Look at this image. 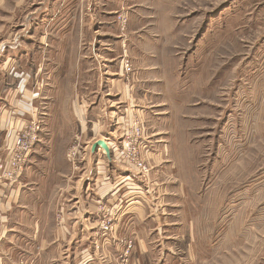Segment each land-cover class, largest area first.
<instances>
[{
    "label": "rangeland",
    "instance_id": "rangeland-1",
    "mask_svg": "<svg viewBox=\"0 0 264 264\" xmlns=\"http://www.w3.org/2000/svg\"><path fill=\"white\" fill-rule=\"evenodd\" d=\"M2 67L28 75L21 95L39 93L74 172L89 141L111 142L112 205L148 223L139 264H264V0H0ZM38 68L69 72L43 88L61 75ZM132 116L144 179L117 151Z\"/></svg>",
    "mask_w": 264,
    "mask_h": 264
},
{
    "label": "crops",
    "instance_id": "crops-1",
    "mask_svg": "<svg viewBox=\"0 0 264 264\" xmlns=\"http://www.w3.org/2000/svg\"><path fill=\"white\" fill-rule=\"evenodd\" d=\"M236 4L234 1L231 6ZM24 56L32 59V54ZM22 58L19 55L13 59ZM9 59H4V66ZM1 70L4 78L0 81V104H9L13 91L9 83L11 69L2 67ZM46 71L37 69L38 74L44 72L49 76L59 72L61 79L52 78L43 84V88L62 82L69 72L63 68H46ZM47 96L54 100L53 93ZM5 105L0 107V123L6 117L3 115H7L3 109ZM49 118L51 111L48 107L46 122ZM59 122L62 121L59 119ZM47 125L20 183L12 187L0 184V264H120L116 257L122 256L125 241L133 238L135 245L129 264H139L140 257L147 256L150 250L148 223L145 218L136 216L138 212L128 215L126 207L120 213L116 234L107 244L96 249L97 243L93 239L98 206L107 201L120 208L119 202L123 198L117 199V194L123 190L125 181L115 185L108 173V157L100 149L92 152L91 145L103 140L110 152L113 145L101 136L89 141L80 153L78 170L74 172L66 151L62 154L57 144L49 145L53 133L48 122ZM3 139L4 132L0 129V155Z\"/></svg>",
    "mask_w": 264,
    "mask_h": 264
},
{
    "label": "built area",
    "instance_id": "built-area-1",
    "mask_svg": "<svg viewBox=\"0 0 264 264\" xmlns=\"http://www.w3.org/2000/svg\"><path fill=\"white\" fill-rule=\"evenodd\" d=\"M129 65L125 63L124 68L129 72ZM14 77L20 79L17 84L9 107L4 109L5 114L8 112L15 119L4 123V139L2 155H0V184L5 187H12L18 185L24 175L27 164L34 151V148L40 141V134L42 133V121L36 106L34 99L38 98L39 93L35 92L31 94V99H26L22 93V89L25 88L24 81L28 75L23 73H12ZM30 78V77H29ZM17 96H21L18 97ZM25 98V99H23ZM22 100H28L27 103H23ZM21 105V108L17 107ZM145 134L143 128V122L136 119L135 116L130 118V128L127 134L123 135L120 140V149L118 156L121 161L132 167L138 177L144 179L148 176V168L144 163L142 155H146L148 152L145 150ZM119 145H117V148ZM120 219V214L117 208L109 202L101 203L95 214L93 239L96 241V249L101 245L107 244L109 239L116 234L117 224ZM133 241H125V249L122 256L118 255L116 259L120 264H129V258L133 250Z\"/></svg>",
    "mask_w": 264,
    "mask_h": 264
},
{
    "label": "water",
    "instance_id": "water-1",
    "mask_svg": "<svg viewBox=\"0 0 264 264\" xmlns=\"http://www.w3.org/2000/svg\"><path fill=\"white\" fill-rule=\"evenodd\" d=\"M97 149H100V150L104 151L106 156H110V151H109V148H108V146H107L105 141L98 140V141H96L95 143H93L91 145V151L92 152H94Z\"/></svg>",
    "mask_w": 264,
    "mask_h": 264
},
{
    "label": "bare ground",
    "instance_id": "bare-ground-1",
    "mask_svg": "<svg viewBox=\"0 0 264 264\" xmlns=\"http://www.w3.org/2000/svg\"><path fill=\"white\" fill-rule=\"evenodd\" d=\"M104 152V151H103ZM105 154V153H104Z\"/></svg>",
    "mask_w": 264,
    "mask_h": 264
}]
</instances>
